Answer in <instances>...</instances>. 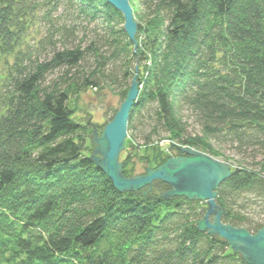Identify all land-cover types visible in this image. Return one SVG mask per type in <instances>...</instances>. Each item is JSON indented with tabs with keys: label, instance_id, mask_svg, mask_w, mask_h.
Masks as SVG:
<instances>
[{
	"label": "trees",
	"instance_id": "1",
	"mask_svg": "<svg viewBox=\"0 0 264 264\" xmlns=\"http://www.w3.org/2000/svg\"><path fill=\"white\" fill-rule=\"evenodd\" d=\"M137 3L144 11L136 16L133 7L139 46L120 28L112 54L122 79L146 80L128 129L146 108L156 120L146 146L164 129L171 148L186 145L215 158L222 154L211 140L225 131L231 144L262 147L264 0ZM67 6L112 33L124 21L106 0H0V264H248L224 239L198 229L205 202L166 198L171 187L162 181L147 195L120 192L92 162L89 129L75 118L71 94L99 87V78L42 87L45 73L78 66L85 52L65 48L49 64L32 61V28L46 22L64 36L70 27L53 16ZM121 93L124 100L126 89ZM182 107L200 119L198 135L186 133ZM236 169L216 200L225 223L256 233L264 207L251 208L264 202V169ZM123 173L136 175L135 165L126 161Z\"/></svg>",
	"mask_w": 264,
	"mask_h": 264
},
{
	"label": "rangeland",
	"instance_id": "2",
	"mask_svg": "<svg viewBox=\"0 0 264 264\" xmlns=\"http://www.w3.org/2000/svg\"><path fill=\"white\" fill-rule=\"evenodd\" d=\"M130 1L132 7L136 8V16H138V13L144 12L137 0ZM79 16L77 10L70 6L54 14L53 21L55 24L61 22L70 27L65 31L64 36H62L61 32L55 33V27L51 26L50 23L46 24L44 22L40 24L38 22L30 32L31 41L32 43L34 42L32 61L33 64H49L54 54L65 48L79 47L85 52L78 66L74 68L57 66L45 73L42 87L51 90L55 87H64L72 81L80 83L86 78H99V87L91 86L76 92L74 90L73 94H71V105L76 109L75 118L89 129L87 135L89 137L91 156L94 148L92 141L94 129H97L98 133L102 134L106 124L114 116V111L119 109L123 101L121 90L126 89L128 91L134 79L133 77L136 75H132V78L128 80L122 79L119 64L112 59V54L115 51L114 36H116L115 33L120 28H125V20L114 26L112 33L111 29H105L99 21L89 23V21H85ZM136 16L135 19L139 24V19ZM136 39L138 42L137 36ZM137 45L139 46V44ZM102 54L105 59L108 58L103 60V57L100 56ZM140 82H142L139 88L140 94L146 95V80L144 79V81ZM120 85L123 87L119 88ZM179 111L182 121L186 124V133L198 135L201 128L200 119L186 107L179 108ZM155 123L156 120L152 111H148L145 108L144 111L142 110L135 114L133 128L128 129L127 140L130 146L121 153L120 161L124 163V166L128 160L130 161V167L134 164L136 175L145 174L146 168H154L161 161L165 160L166 162L170 157L181 154L178 148H171L172 140L167 137V132L164 129L161 130L160 134L152 136L153 143L151 146L144 145V136L152 130V127L156 125ZM224 133V136L222 133L219 134L218 140H211L215 149L222 154L218 159L224 161L226 160L225 158H228L234 167L243 165L257 171L261 168L264 169V145L262 147H243L236 142L231 144L227 131ZM182 146L187 147L186 145ZM149 158L152 159L154 164L148 161ZM258 204L251 208L255 213L262 211V207H264V202L262 204L258 202ZM202 207L208 209V203H203Z\"/></svg>",
	"mask_w": 264,
	"mask_h": 264
},
{
	"label": "water",
	"instance_id": "3",
	"mask_svg": "<svg viewBox=\"0 0 264 264\" xmlns=\"http://www.w3.org/2000/svg\"><path fill=\"white\" fill-rule=\"evenodd\" d=\"M106 1L123 14L125 32L137 50L138 22L130 0ZM140 84L136 75L126 97L102 134L94 129V148L90 156L92 162L111 179L120 192H137L147 188L143 191L147 195L156 181H162L171 186L170 190L162 193L166 198L186 197L191 201L207 202L208 209L199 221L198 229L224 239L246 263L264 264V226L256 233H251L244 227H235L223 221L226 211L217 203V190L223 181L237 172V169L232 170L230 163L189 146L177 145L184 155L170 157L157 168H148L145 174L131 177L124 175V163L120 157L126 149L129 120L137 105Z\"/></svg>",
	"mask_w": 264,
	"mask_h": 264
},
{
	"label": "flooded vegetation",
	"instance_id": "4",
	"mask_svg": "<svg viewBox=\"0 0 264 264\" xmlns=\"http://www.w3.org/2000/svg\"><path fill=\"white\" fill-rule=\"evenodd\" d=\"M182 155H184V154H180L179 156H182Z\"/></svg>",
	"mask_w": 264,
	"mask_h": 264
},
{
	"label": "bare ground",
	"instance_id": "5",
	"mask_svg": "<svg viewBox=\"0 0 264 264\" xmlns=\"http://www.w3.org/2000/svg\"><path fill=\"white\" fill-rule=\"evenodd\" d=\"M169 185V184H168ZM171 187V186H170Z\"/></svg>",
	"mask_w": 264,
	"mask_h": 264
}]
</instances>
